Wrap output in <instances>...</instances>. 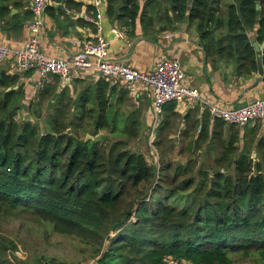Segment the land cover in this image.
<instances>
[{"label": "trees", "instance_id": "obj_1", "mask_svg": "<svg viewBox=\"0 0 264 264\" xmlns=\"http://www.w3.org/2000/svg\"><path fill=\"white\" fill-rule=\"evenodd\" d=\"M156 2L107 0L106 14L126 25L139 16L146 27V9ZM10 4L18 8L21 0H0V24L18 29L27 15L11 14ZM168 12L165 21L186 17L196 24L206 58L231 61L237 76L264 72V47L258 61L252 45L264 41V0H171ZM119 86L99 78L75 93L49 76L36 89L35 103L24 106L28 93L20 75L0 69V208L34 214L46 235L75 238L96 264H166L167 258L229 264L234 254L264 264V129L239 128L204 112L200 121L191 119L199 131L187 147H203L204 157L213 153V163L195 173L190 163L156 170L122 140L103 147L77 132L89 121L91 135L114 125L109 111L129 98ZM44 98L54 102L43 132L35 121L15 119L24 107L40 113ZM174 110V102L164 107L158 130L177 118ZM131 115L123 132L135 136L138 122ZM182 118L187 135L191 113ZM15 249L0 235V264H17L10 256Z\"/></svg>", "mask_w": 264, "mask_h": 264}, {"label": "crops", "instance_id": "obj_2", "mask_svg": "<svg viewBox=\"0 0 264 264\" xmlns=\"http://www.w3.org/2000/svg\"><path fill=\"white\" fill-rule=\"evenodd\" d=\"M188 2L190 4L191 0ZM30 4L31 0H21V6L18 8L10 4L11 14L18 13L20 17L27 15L25 19L28 20L31 17ZM107 6V0H100L97 7L92 0H52L46 9L44 29L40 36L42 52L53 58H67L77 52L83 42L94 39L99 34L108 42L110 56L140 70L153 68L163 58L178 59L185 73V82L200 92V97L192 103L173 101L177 119H180V129L185 128L182 116L187 112L191 113L187 123L190 131L187 135L181 136L182 141L186 143L193 141L199 131V127H195L196 122H191V119L198 118L200 121L204 112L213 118L208 111L209 104L236 107L255 99H264V72L237 76L231 61L206 58L198 39L196 24L190 23L186 17L181 21H165L166 13L162 12V15L157 13L156 19L148 13L153 19L146 27L142 26L139 16L135 18L133 25H126L115 18V15L108 16ZM96 12L100 14L101 29L95 22L85 19V15L89 14L95 21ZM167 15L171 17L172 13L168 12ZM2 24L4 23L0 24V42L12 50L22 46L27 38L24 26L8 30L4 29ZM114 31H122V35H116ZM253 34L249 33L252 39ZM0 69L6 70L9 74H19L20 84L26 92L34 93L41 82L35 72L32 75H25L24 72L20 74L15 70L13 60L0 64ZM99 78L94 70L77 72L69 78L68 84L71 90L77 93ZM120 86L122 87L121 84ZM28 96L29 94L27 98ZM128 97L132 98L134 103L147 99L145 110L151 106L150 95L140 87L136 88L134 96L128 94ZM169 103L165 104L163 109ZM208 128L210 131L213 129L211 124ZM263 129L264 124L260 132Z\"/></svg>", "mask_w": 264, "mask_h": 264}, {"label": "rangeland", "instance_id": "obj_3", "mask_svg": "<svg viewBox=\"0 0 264 264\" xmlns=\"http://www.w3.org/2000/svg\"><path fill=\"white\" fill-rule=\"evenodd\" d=\"M171 0H157L152 6H148L146 14L154 16L156 19L157 13L168 12ZM160 16V15H159ZM151 17V22H152ZM30 75L34 72L29 71ZM22 74L23 72H19ZM28 98H24L23 105L29 102L35 103L36 91L27 92ZM48 98L40 101V113H35L33 110H28L24 107L20 111H15V119H24L25 114H28L31 121L38 124V131L41 133L45 128V117L51 112ZM147 99L141 100L139 103H134L132 98L121 105L119 108L112 107L108 113L109 118H114V125H109L100 129L95 135H91L93 129L92 122L84 123L77 132L80 136H85L86 139H95L98 143L107 147L110 143L116 140L126 142L127 147L135 152L142 153L149 165L156 167L158 170L163 163H170L172 168L176 165L191 164L193 168L198 166L208 167L213 163L214 154L204 157V148L193 150L187 147V143L182 139V133L179 128L180 119H173L170 125L164 129L158 130L159 122L154 126L150 122L148 111L145 110ZM132 113L137 118L136 124L137 134L130 136L123 132L126 118ZM33 115L32 117L29 115ZM162 117V115H161ZM264 119L255 120L242 128H249L252 125L262 126ZM89 125V126H87ZM154 126V127H153ZM241 128V127H239ZM180 131V132H179ZM172 136V137H171ZM180 140V141H179ZM254 156V154H253ZM196 169L193 171L195 173ZM43 222L34 214L24 211L20 208L10 210L6 207L0 208V235H3L12 240L16 249L12 250L10 256L17 264H52L51 258H55V262L60 264H80L87 263L93 260V256L86 247H81L79 242L67 235L49 234L46 235L43 231V226L39 223ZM231 262L229 264H257L254 258L241 254L230 255Z\"/></svg>", "mask_w": 264, "mask_h": 264}, {"label": "built area", "instance_id": "obj_4", "mask_svg": "<svg viewBox=\"0 0 264 264\" xmlns=\"http://www.w3.org/2000/svg\"><path fill=\"white\" fill-rule=\"evenodd\" d=\"M51 1L31 0V17L23 24L27 38L22 46L15 50L0 42V63L13 60L15 70L33 71L40 81H47L49 76H56L63 83H68L74 73L94 70L100 78L110 83H120L130 96H134L136 88L140 87L151 97L148 116L154 126L160 122L163 106L168 102L192 103L200 97L199 90L185 82V73L178 59L163 58L153 68L140 70L110 56L108 42L99 34L94 39L83 42L80 49L70 57L46 56L40 48V36L44 29L46 9ZM92 2L95 7L100 4V0ZM85 19L95 22L101 29L99 12H96L95 21L89 14L85 15ZM114 32L116 35H122V31ZM208 111L212 117L242 128L252 121L264 119V99H255L236 107L209 104ZM175 263L171 258L166 259V264ZM80 264L96 263L91 260Z\"/></svg>", "mask_w": 264, "mask_h": 264}, {"label": "water", "instance_id": "obj_5", "mask_svg": "<svg viewBox=\"0 0 264 264\" xmlns=\"http://www.w3.org/2000/svg\"><path fill=\"white\" fill-rule=\"evenodd\" d=\"M256 1L258 2V0H256ZM258 7H259V5L256 4V8H258ZM252 45L254 46V49L256 50V52H258V53H257V58H258V61H260V56H261L260 51H261V50L263 49V47H264V41H263L260 45L257 44L256 42H254ZM15 87H16V86H15ZM7 90H9V88H8ZM24 119H25V120H28V119H29L28 114H25Z\"/></svg>", "mask_w": 264, "mask_h": 264}]
</instances>
